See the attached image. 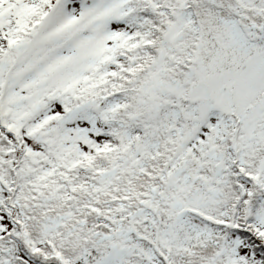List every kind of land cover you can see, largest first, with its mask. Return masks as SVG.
<instances>
[{
	"label": "snow or ice",
	"instance_id": "1",
	"mask_svg": "<svg viewBox=\"0 0 264 264\" xmlns=\"http://www.w3.org/2000/svg\"><path fill=\"white\" fill-rule=\"evenodd\" d=\"M0 264H264V0H0Z\"/></svg>",
	"mask_w": 264,
	"mask_h": 264
}]
</instances>
